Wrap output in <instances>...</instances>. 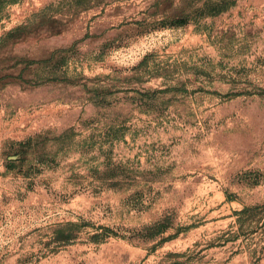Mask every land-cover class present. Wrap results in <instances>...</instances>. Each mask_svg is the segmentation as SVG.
I'll list each match as a JSON object with an SVG mask.
<instances>
[{
    "label": "rangeland",
    "instance_id": "rangeland-1",
    "mask_svg": "<svg viewBox=\"0 0 264 264\" xmlns=\"http://www.w3.org/2000/svg\"><path fill=\"white\" fill-rule=\"evenodd\" d=\"M0 264H264V0H0Z\"/></svg>",
    "mask_w": 264,
    "mask_h": 264
}]
</instances>
